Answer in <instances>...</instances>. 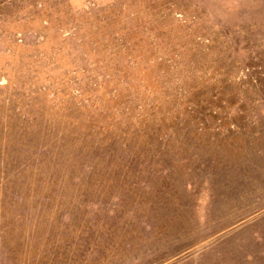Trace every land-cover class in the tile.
<instances>
[{
    "label": "rangeland",
    "instance_id": "1",
    "mask_svg": "<svg viewBox=\"0 0 264 264\" xmlns=\"http://www.w3.org/2000/svg\"><path fill=\"white\" fill-rule=\"evenodd\" d=\"M0 264H264V0H0Z\"/></svg>",
    "mask_w": 264,
    "mask_h": 264
}]
</instances>
